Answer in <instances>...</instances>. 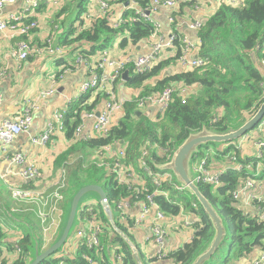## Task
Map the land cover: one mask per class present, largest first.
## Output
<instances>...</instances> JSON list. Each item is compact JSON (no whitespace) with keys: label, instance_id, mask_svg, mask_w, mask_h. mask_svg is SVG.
<instances>
[{"label":"trees","instance_id":"16d2710c","mask_svg":"<svg viewBox=\"0 0 264 264\" xmlns=\"http://www.w3.org/2000/svg\"><path fill=\"white\" fill-rule=\"evenodd\" d=\"M91 1L68 0L63 9L58 12L57 18L60 19L64 16L62 20L57 22L61 27H65V19L74 15L66 31L61 37L59 36L57 40L59 45L68 47H74L78 44H82L83 47L87 45L89 48H85L82 53L99 54L100 51L111 47L118 38L120 39V47L127 48L129 45L135 46L142 43L156 32L155 24L149 19L136 15V10L130 7V4L127 6L129 1L126 2V0L118 1L124 10V22L120 26L115 27L112 23L113 14H117L116 6L108 14L102 13L95 17L92 24L88 25L86 16L83 17V14L88 12ZM135 2L139 5L138 8L145 10L151 7L152 0H135ZM187 3L189 2L180 3L177 11L172 14L174 22L169 24V31L172 30L179 36L183 35L176 29L177 16L183 11V7ZM43 6L44 4H41L38 11ZM197 31V39L200 41L197 53L204 61L202 66L194 67L189 71L166 72L165 70L172 62V60L166 59L154 65L150 71L139 73L135 71L134 64L128 65L130 73L125 83L139 88L141 92L136 98L126 102L123 116L119 122L113 125L109 134L105 136L80 138L75 143L70 144L71 146L62 151L55 159L56 169H64L66 172L65 187L61 189L63 199L58 203L62 214L58 216L60 224L57 235L47 242L43 236V241H41L36 226L38 225L41 231L42 228L35 212L29 209V204L23 203L21 204L23 208H21L19 207L20 203L16 201L19 211L17 216L24 215L23 220L25 221L23 222L27 226L25 224L20 225L23 230H18L16 240L13 241V239L8 238L9 226L0 224V264L9 263V260L4 257L5 246L9 252L13 251L16 243L22 248V255L10 264H30L35 255V236L41 251L55 243L61 235L62 228H64L63 224L65 225V206L67 203H71L74 195L82 186L88 184L101 185L108 195L111 206L115 209H117V202L125 197L131 198L130 196H132V200H145V194L137 196L127 186L120 184L108 169L101 166L97 160H93L95 154L103 146L113 142H127L128 157L126 162L138 168L140 150L146 141H150L153 145L152 158L156 163L164 164L172 159L174 151L193 133L199 132L204 127L218 133L235 130L258 111L264 102V0H243L240 4L224 3L202 23ZM53 34L54 32L51 37ZM20 39L26 40L28 38ZM175 43L174 59H179L182 56L181 49H179L181 42L177 40ZM87 54L83 55L86 56ZM68 67L73 68L72 65H68ZM61 74L62 72L59 73L58 79ZM176 83H183L188 88L187 94L177 90ZM167 87H173L175 91L164 114L157 112V119L162 121L159 128L155 129L149 122L150 117L141 111L143 108H139L137 100L138 98L160 94ZM108 100L109 96L106 91L101 88H93L78 99L69 102L65 108L63 121V132L66 138L69 141L74 138L77 127L83 122L84 113L101 110ZM139 112L142 113L139 114ZM241 138L227 142L224 149H216L213 157L219 159L227 155L231 156L233 152L238 162L244 167L238 170L234 165L222 172L221 183L218 185L197 182L203 195L223 217L227 230L226 237L231 235V245L225 263L229 261L231 256L240 259L255 249L264 248V221L258 222L251 212H247L238 206L232 195L233 191L248 179H264V167L261 174L255 176L257 159L254 156L241 154L238 144ZM53 140L54 136L50 143ZM219 144L208 143L203 145L197 155L204 156L211 145L217 146ZM161 148H165L166 151H162ZM195 158L196 155L193 156V160ZM152 164L154 165V163ZM248 164L252 165V169L247 167ZM153 169L158 171L154 166ZM100 172L102 173L98 176ZM140 173L146 181V187L151 188L152 191L154 189L152 178L145 172ZM57 174L58 172H55L53 178ZM39 180L42 181V178L40 177ZM37 183L39 182L21 179V182L16 184L24 188H35L39 185ZM161 189L169 192V199L159 193L155 195L154 199L165 214L176 216L183 207L190 208L195 215L197 214L199 221L194 225L192 240L177 250L168 251L164 260L160 261L151 254L146 255L138 244L141 257L145 264H167L168 261H171V264H193L212 242L215 236L214 225L197 198L187 188H176L164 182ZM180 196L184 197L182 202H180ZM85 210L86 206H80L79 214H83ZM95 211L104 223L101 234V244L103 245L101 251L109 264H117L110 256L111 248L114 245L118 246V252L122 254L123 264H137L128 244L114 231L107 220L101 204H95ZM115 222L136 242L131 229L133 220L128 219L125 222L118 213L115 216ZM56 253L41 264H61L62 261L67 264H91L83 256L84 254L98 258L96 249H90L86 244L79 245L69 255L58 256ZM213 257L206 264L211 263L214 260Z\"/></svg>","mask_w":264,"mask_h":264},{"label":"built area","instance_id":"2783aa9c","mask_svg":"<svg viewBox=\"0 0 264 264\" xmlns=\"http://www.w3.org/2000/svg\"><path fill=\"white\" fill-rule=\"evenodd\" d=\"M42 1H49L54 5H58L60 0H30L28 5L21 11L12 12L5 16L3 14L4 9L16 0H0V33L7 35L10 39L17 37L29 38L33 29L39 27V21L37 19L38 8ZM190 0H152L151 7L145 10L138 8L137 2L133 0L128 2L127 6L133 7L136 10V15L151 20L156 26L157 34L160 30L161 23L154 20L153 14H155L159 7H166L171 9L169 15V24L174 22L172 14L177 11L181 2H188ZM101 12L108 14L113 9L111 0H101L100 2ZM123 11L118 14H113L112 23L115 27L120 26L124 22ZM139 18V17H138ZM202 23L197 21L192 24V27L196 30L200 29ZM180 41V48L182 52L181 60L186 61L187 55L194 54L188 65L191 68L199 67L204 64V61L199 57L197 51L200 47L199 39H191L188 36H179L178 33L170 30L166 37L158 39L152 44L151 52L139 56L137 59L132 60L130 57L126 59H114L111 55L110 49H105L99 52V59L88 66L91 69L90 76L82 82L79 93L76 99L82 94L93 88H101L106 91L109 96L108 102L101 108V114L97 116L96 110L86 112L83 114V122L77 127L75 136L69 141L70 144L75 143L80 138H88L94 136H105L109 134L113 126V116L121 111L124 112L126 99H119L115 91V84L120 80H124V72L128 69L129 64H134L136 72L150 71L155 63L161 59L162 54L166 50H175L176 53V41ZM53 37H49L47 40L46 50L52 53L61 54V48L53 47ZM17 57L19 60L28 59L33 53L40 52L42 48L33 47L29 39H21L18 41ZM85 58L80 54L77 58V62L82 64ZM88 64V63H87ZM264 65V62H263ZM67 69V68H66ZM175 88L167 87L160 94H154L148 97L138 98L137 103L139 108L148 106H156L157 112L164 114ZM54 93V89L43 91L41 97H47ZM3 95L0 90V107L2 104ZM37 103L30 104L24 111L15 118H0V146L6 147L12 144L15 139L23 132L28 131L33 124L34 114L33 110ZM65 109L58 110L53 120L48 124L45 131L37 136L32 137V141L40 146H45L51 142L52 137L56 134L57 130H63ZM157 118V117H156ZM93 120L92 134H83L85 128V121ZM263 121L258 126L261 130L263 127ZM248 136H251L249 138ZM243 138L253 140L255 146L254 157L257 159L255 176L261 174L264 167V136L257 137L246 135ZM128 143L113 142L109 145L103 146L94 156V160H97L99 164L114 175L115 179L122 185L128 187L137 196L139 194H145V200H132L131 198H122L117 202V211L121 215L123 221L127 222L128 219L133 220L132 231L135 228L146 229L150 232L149 237L152 240V244L155 248L154 252L150 253L158 260H164L167 255L165 248L166 239L168 236V230L165 225L166 214L160 209L159 204L155 201V195L159 193L169 199V192L161 189L164 182L171 184L176 188H185L179 184L175 175L168 169H160L151 156L153 145L150 141H146L140 150V156L138 158V168L135 165L127 163L126 159ZM162 151H166L165 148H161ZM199 153V152H198ZM215 154V153H214ZM196 158L192 160V170L195 173V182H204L208 184L218 185L221 183L222 172L211 171V158L213 155L208 152L204 156L195 154ZM194 155V156H195ZM211 157L209 158V156ZM108 159V160H107ZM229 159L235 165L236 169L240 170L244 167L243 164L238 162L237 157L233 154L229 155ZM169 159L167 162H169ZM11 162L22 166L18 175L25 181H37L39 185L35 188H24L18 184H14L11 187V194L15 201L29 204V209L34 211L42 228V233L45 242L57 235L59 229V215L62 214V210L58 207V203L63 199L61 189L65 187V174L64 169L58 170V174L52 179L50 185H43L39 180L41 177L40 167L28 160V156L24 153H15L11 158ZM154 163V165L152 164ZM162 164V163H161ZM153 166L158 169L155 171ZM248 168L252 169V165L248 164ZM140 172H145L152 178L154 189L146 187V181ZM264 179H248L244 184L240 185L233 191V199L238 206L245 209L247 212H251L258 222L264 221V191L262 189ZM146 192V193H145ZM96 203H99L98 201ZM94 202L84 201L81 206H86V210L83 214H79L76 220V227L70 239L61 247L62 250L57 254L58 256H65L73 253L79 245L86 244L90 249L95 248L98 258L91 255L84 254L83 256L91 264H109L105 255L101 251L103 245L101 244V234L103 232L104 223L95 211ZM100 204V203H99ZM196 207V204H194ZM135 208L139 211L132 215L131 212ZM10 214V213H9ZM14 231V228L9 227L8 232ZM60 248V249H61ZM256 253L249 261H245L243 258L242 264H264V248L256 249ZM72 251V252H71ZM252 251L250 254H252ZM22 255V248L19 244H14L13 251L9 252L4 247V257L12 263L15 259ZM110 256L117 264H123L122 254L118 252V246L114 245L111 248ZM61 264H67L62 261Z\"/></svg>","mask_w":264,"mask_h":264},{"label":"crops","instance_id":"0c3cea01","mask_svg":"<svg viewBox=\"0 0 264 264\" xmlns=\"http://www.w3.org/2000/svg\"><path fill=\"white\" fill-rule=\"evenodd\" d=\"M29 1L30 0H16L15 3L8 5L4 9L3 14L7 16L12 12L21 11L28 5ZM67 1L68 0H60L58 5H54L49 1L41 2L44 6L38 11L37 15L40 25L34 32H32L28 39L33 47H40L42 50L33 53L28 59L19 60L17 57L18 41L21 40L20 38L22 37L10 39L7 35L0 33V90L3 95L0 107V118H15L30 104L37 103L33 110L34 121L30 129L21 133L12 144L6 147L0 146V224H6L11 228H17L19 230H23L20 227L21 224L27 226V224L23 222L25 221L23 220L24 215H10L8 210L9 205H7L6 201L2 198L3 194L1 192V185L8 187V190L11 192V187L16 183L19 184L21 182L18 172L22 166L12 163L11 158L15 153L26 154L30 162L36 163L40 167L42 172V184L45 185L47 181L51 183L52 179H54L53 176L55 172H58L59 170L55 167V159L62 151L71 146L69 140L66 138L63 130L60 129H58L54 135L53 142L45 146L35 144L32 141V137L45 131L48 124L53 120L55 113L58 110L65 109L68 103L76 98L82 82L90 76L91 69L88 68V66L94 64L99 59V54L82 53L85 48H89L87 45L83 47L82 44H78L74 47H68L58 44L57 40L59 39V36L61 37L66 31L69 23L65 24V27L59 26L57 22L62 20L64 16L59 19L56 15L61 9H63ZM118 1L120 0H111L113 8L114 6L117 8V14L123 10L122 6L118 4ZM127 1L131 3L133 0H126V2ZM100 2L101 0H92L89 4L88 12L83 14V17L86 16V23H89L88 25L92 24L95 17L102 14ZM188 2L189 3L183 7V11L177 16L176 29L183 36H188L195 40L198 38V31L192 27V24L197 21L201 23L205 22V20L212 16L224 3L240 4L243 0H190ZM170 14V8L159 7L157 12L153 14L154 20L161 23L159 32L142 43L135 46L129 45L127 48H121L119 45L120 39H116L113 45L108 48L111 51L112 57L121 60L130 57L132 60H135L139 56L151 52L152 44L158 39L167 36L169 31L168 18ZM53 32V47L55 49L61 48V54L52 53L45 49L47 40L51 37ZM80 54L88 55H86L87 57L83 55L85 61L82 64L77 62V58ZM174 56L175 50H166L163 52L161 59L158 60L155 65L160 61L168 59L172 60V62L165 70L166 72L176 73L192 69L188 63L194 59V54L187 55L186 61H183L180 58L174 59ZM70 59L75 60V65H72L73 68L68 67V65H71L69 62ZM59 61L61 62L59 63ZM56 63L59 65H65V68H67V71L69 72H72L75 69H80V73H72L66 77H63L64 75L61 74L58 79L57 77L60 72H56ZM127 80L117 82L115 84V91L119 99L123 98L131 101L136 98L141 90L125 83ZM51 88L54 89L53 94L47 97H41L43 91ZM176 89L187 94L188 88H186L183 83H176ZM141 111L150 118H156V106H146L141 109ZM122 116L123 112H117L113 116V125H116ZM92 126L93 120H86L83 134H92ZM257 130L261 136H264V126L261 130L258 128ZM253 134L255 135V132ZM248 137L251 138V136ZM248 140L249 139L247 138H241L239 140L238 144L241 149V154L254 156L255 146L253 140H249L250 142H248ZM222 147L223 145L221 144V148ZM231 166H233V163L229 159V155H227L219 159L216 158V162L213 164L211 163V171L216 173L224 172ZM193 176H195L194 171ZM262 186L263 187L260 191H264V182ZM138 211L139 209L135 208L132 210L131 214L135 215ZM179 218L182 219L186 229L183 232L180 228ZM198 221L199 217L197 214L195 215L194 211H191L190 208L188 209L184 207L178 215L167 217L165 220V225L168 230V236L165 243L167 252L177 250L185 243L190 242L194 236V225ZM15 222L16 225L14 224ZM18 232V230L8 232V238L15 241ZM133 234L136 238L137 245L139 244L141 250H143L141 247L142 243H151V250H155L152 244L153 242L150 239L151 237H149L150 232L148 230L135 228L133 229ZM151 250L148 252L146 251V253L143 252L147 255L151 253ZM167 264H171V261H168Z\"/></svg>","mask_w":264,"mask_h":264},{"label":"water","instance_id":"95a60500","mask_svg":"<svg viewBox=\"0 0 264 264\" xmlns=\"http://www.w3.org/2000/svg\"><path fill=\"white\" fill-rule=\"evenodd\" d=\"M128 4V3H127ZM129 69L124 72V79L129 78ZM142 112H139L141 114ZM101 114V111L97 112V116ZM264 118V102L261 104L258 111L241 127L231 130L226 133H218L211 131L207 128H203L197 133L190 135L173 153L172 159L169 162L158 165L160 169H168L173 172L176 180L179 184L187 188L199 201L204 211L208 214L211 219L214 228L215 236L208 246V248L201 253L193 264H206L209 262L213 255L217 253L220 247L225 243L227 237V230L223 217L219 214L213 204L203 195L199 186L195 182L193 171H192V160L193 156L200 151V147L208 143H227L229 141L241 138L246 135L249 131L256 128L258 124ZM95 192L99 195L98 202L101 204L107 220L112 225L114 231L119 234L122 239L128 244L131 249L132 255L135 258L137 264H145L141 257V252L131 237L121 230L115 222V214L113 207L111 206L108 195L104 188L99 184H88L82 186L78 192L74 195L70 209L67 214V219L64 228L61 232L60 237L47 249L41 251L39 248V242L35 236V255L34 259L30 264H41L47 258L55 254L69 239L71 230L77 220V216L82 204L83 197L89 193Z\"/></svg>","mask_w":264,"mask_h":264},{"label":"rangeland","instance_id":"374dc122","mask_svg":"<svg viewBox=\"0 0 264 264\" xmlns=\"http://www.w3.org/2000/svg\"><path fill=\"white\" fill-rule=\"evenodd\" d=\"M73 18V15H70L67 19H66V24L67 23H69V21L71 20ZM69 62H70V64L71 65H75V60L74 59H70L69 60ZM57 64V63H56ZM55 67H56V72L57 73H59V72H62V74L64 75L63 77H66L67 75H70V74H72V73H80V69H75L74 71H72V72H69V71H67V69L65 68V65H59V64H57V65H55ZM161 121L162 120H160V119H157V118H150L149 119V122L153 125V127L155 128V129H158L159 128V125H160V123H161ZM263 121H264V119H263ZM264 126V125H263ZM257 127V126H256ZM263 128V127H262ZM255 132V135L253 134ZM259 133V131L257 130V128H255V129H253V130H251V131H249L248 133H247V135L248 134H252L253 136H257V137H262L261 135H260V133ZM248 142H250L249 140H248ZM223 145V147L221 148V144H219V145H217V146H210L209 147V152L214 156V153H215V151H216V149H224L225 147H226V143H223L222 144ZM231 154H233V152L231 153ZM94 158V157H93ZM94 160V159H93ZM211 162H212V164L214 163V162H216V158H214V157H212V159H211ZM226 162H227V160H226ZM101 173L102 172H100L99 174H98V176H100L101 175ZM45 185H50V182H46V184ZM2 186V189H1V192H2V198L6 201V204L7 205H9V213H10V215H15V216H17L18 215V213H19V211H18V208H17V204H16V201L14 200V198H13V196H12V194H11V192L8 190V187H6V186H4V185H1ZM11 197H12V199H11ZM181 198H180V202H182L183 201V196H180ZM98 198H99V195L97 194V193H95V192H89V193H87L84 197H83V199H82V201L84 202V201H87V202H94V203H96V201L95 200H98ZM12 200H13V203H12ZM182 200V201H181ZM12 203V204H11ZM20 203V205H19V207H21V208H23L22 206H21V204H23V202H19ZM71 204V203H70ZM70 204L69 203H67L66 204V206H65V217H64V223H65V221H66V218H67V214H68V212H69V209H70ZM113 210H114V214H115V216H117L118 215V211H117V209H115V208H113ZM171 216H173V215H167L166 214V218L167 217H171ZM166 220V219H165ZM179 224H180V228H181V230H182V232L183 231H185L186 229H185V226H184V224H183V221H182V219L181 218H179ZM15 225H16V222L14 223ZM63 226H64V224H63ZM75 227H76V222H75V224H74V226H73V228H72V230H71V233H70V236H69V239H70V237L72 236V234H73V232H74V229H75ZM36 228H37V232H38V236H39V238H40V240L41 241H43V234H42V231H41V229L39 228V226L37 225L36 226ZM63 229V228H62ZM16 230H19V229H17V228H14V231H16ZM21 230V229H20ZM230 245H231V235L229 234L228 235V237H227V239H226V241H225V243L223 244V246L218 250V252H217V254L213 257V261L211 262V263H209V264H242V262H243V258H236L235 256H231L230 257V259H229V261L228 262H226L225 263V258H226V255L228 254V251H229V248H230ZM43 246V245H42ZM141 247H142V251H144L145 253H146V251L148 252L149 250H151V247H152V245H151V243H148V244H146V243H142L141 244ZM154 249V248H153ZM62 250V248L61 249H59L58 251H57V253L56 254H58L60 251ZM72 252V251H71ZM152 252H154V251H152L151 250V253ZM256 253H258V251L255 249L254 250V252L252 253V254H248V255H246L245 256V259H247V260H245V261H249L251 258H252V256H254Z\"/></svg>","mask_w":264,"mask_h":264}]
</instances>
